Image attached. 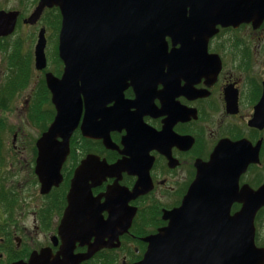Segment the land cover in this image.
I'll use <instances>...</instances> for the list:
<instances>
[{
    "label": "flooded vegetation",
    "instance_id": "obj_1",
    "mask_svg": "<svg viewBox=\"0 0 264 264\" xmlns=\"http://www.w3.org/2000/svg\"><path fill=\"white\" fill-rule=\"evenodd\" d=\"M184 7L188 17L191 8ZM15 12L19 13L17 27L21 14ZM47 12L56 13L60 20L55 71H47L48 40L46 28L41 27L39 33L45 30L46 40L45 69L35 67V47L33 64L28 56L4 55L9 64L0 74V103L27 87L26 114L31 119H46L45 126L52 119L36 140L34 158L26 167L34 174L35 195L40 202L35 207L49 201L47 212H39L44 223L49 213L54 232L47 240L44 236L41 247L10 264L27 263L33 252L43 249L51 250L53 256L58 254L62 245L59 227L68 209L66 228L77 239L73 254L87 255L97 248L80 264H137L147 249L146 238L166 229L177 209L183 208L180 219L186 226L188 191L197 178H211L212 190L195 192V196L207 199L190 209L200 212L195 224L214 230L201 229L183 241L189 243L181 255L183 264H212L219 257L218 246L233 243L235 230L239 238L245 236L248 241L252 229L253 243L264 257V108L260 105L264 99V22L258 28L252 23L217 25L204 56L194 46L175 55L173 51L181 48V42L175 45L167 36L162 63H153L143 72L111 73L112 83L101 89L95 105L97 137L83 134L86 105L81 96V118L69 137L63 178L43 193L35 173L37 142L57 116L46 77L61 78L64 72L58 53L61 13L57 7L46 8L36 24L25 23L29 15L22 20L34 27ZM23 69L30 70L28 81ZM33 72L39 73L40 79H32ZM19 82H24L23 87L15 89ZM9 86L13 93H8ZM259 110L260 118L255 120ZM16 138L14 135V148ZM89 157L95 159L81 172L83 178H78V168ZM74 187L82 190L79 196H75ZM14 203L12 194L0 190V204L7 211L11 212ZM244 230L248 231L245 235Z\"/></svg>",
    "mask_w": 264,
    "mask_h": 264
},
{
    "label": "water",
    "instance_id": "obj_2",
    "mask_svg": "<svg viewBox=\"0 0 264 264\" xmlns=\"http://www.w3.org/2000/svg\"><path fill=\"white\" fill-rule=\"evenodd\" d=\"M184 6L191 8L188 17H185ZM52 7H57L61 13L58 53L64 72L61 78L52 74L46 77L57 116L37 142L39 157L35 173L41 179L43 193L63 178L61 169L69 154V137L81 118V96L85 97L86 105L83 134L97 137L95 105L101 89L112 83L111 73L143 72L153 63H162L167 36L175 45L176 41L181 42V48L173 51L175 55H182L194 46L199 55L204 56L208 39L217 32V25L238 27L241 23H252L258 28L264 22V0H39L25 23L36 24L44 10ZM18 17V12L0 11V38L14 33ZM44 32L41 30L38 34L34 50L37 70L45 69L47 64ZM260 105L264 108V99ZM260 115L259 110L255 120H259ZM92 159L95 158H87L78 168V178H83L81 172L91 165ZM211 185V178L196 179L188 191L186 226L180 219L183 208L177 209L166 229L146 238L147 250L137 264H183L181 255L189 246L183 241L192 239L201 229L213 232L209 226L195 224L200 212L190 209L207 199L195 196V192L211 191ZM74 191L75 196L82 192L76 187ZM68 211L59 227L62 245L58 254L53 256L51 250L43 249L33 252L27 263L13 264H80L89 259L97 248L87 255L73 254L77 239L73 231L66 228ZM247 232L244 230L242 234ZM249 232L247 241L245 236L239 238L235 230L233 243L228 247L218 246L219 257L212 264H264L262 253L253 243L254 232L252 229Z\"/></svg>",
    "mask_w": 264,
    "mask_h": 264
},
{
    "label": "rangeland",
    "instance_id": "obj_3",
    "mask_svg": "<svg viewBox=\"0 0 264 264\" xmlns=\"http://www.w3.org/2000/svg\"><path fill=\"white\" fill-rule=\"evenodd\" d=\"M37 2L38 0H0V11H19L21 14L13 35L0 44L2 59L0 74L2 75L7 71L9 64L7 58L4 60V55L6 57L8 55L28 56L29 63L33 64V50L41 27L46 28L48 40L46 53L49 65H47V71H55V45L60 27L57 14L47 12L41 22L34 27L22 23L23 18L30 16L33 12ZM23 70L26 73V81H28L30 70ZM31 78L40 79V74L33 72ZM2 84L0 78V89ZM23 84L24 82L17 83L15 89L22 88ZM39 92L43 95L41 89ZM8 93H13L11 86H9ZM40 93L37 94L38 98L41 97ZM28 94L29 89L26 87V90L20 92L15 98L4 99L3 103H0V190L12 194L16 199L11 212L0 204V264H10L15 258L23 257L28 252L41 247L44 243V236L47 235V240L48 236L54 232L50 228L54 225V221L49 213L47 214L49 218L45 223L41 215L47 212L45 206L49 201H42V205L36 206H40L39 208L35 207L40 202L35 195L34 174L26 167L27 163L34 158L36 140L46 130L52 119L45 126L46 119H31L26 114L28 105L25 107L24 102ZM46 107L50 106L46 105ZM14 135L17 136L16 148L12 144Z\"/></svg>",
    "mask_w": 264,
    "mask_h": 264
},
{
    "label": "trees",
    "instance_id": "obj_4",
    "mask_svg": "<svg viewBox=\"0 0 264 264\" xmlns=\"http://www.w3.org/2000/svg\"><path fill=\"white\" fill-rule=\"evenodd\" d=\"M4 40H5V39H2V40L0 39V42H2V41H4ZM0 44H1V43H0ZM15 54H16V53H15ZM17 54H18V53H17ZM14 56H15V55H14Z\"/></svg>",
    "mask_w": 264,
    "mask_h": 264
}]
</instances>
